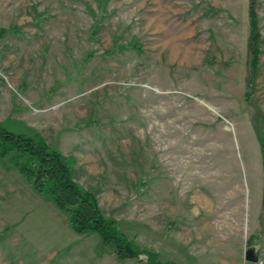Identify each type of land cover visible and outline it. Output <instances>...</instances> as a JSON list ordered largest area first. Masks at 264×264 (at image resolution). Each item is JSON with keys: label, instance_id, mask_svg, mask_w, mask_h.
<instances>
[{"label": "rangeland", "instance_id": "1", "mask_svg": "<svg viewBox=\"0 0 264 264\" xmlns=\"http://www.w3.org/2000/svg\"><path fill=\"white\" fill-rule=\"evenodd\" d=\"M0 0V122L58 149L130 239L264 264V0ZM0 159V264H149ZM248 250L253 259H247Z\"/></svg>", "mask_w": 264, "mask_h": 264}, {"label": "trees", "instance_id": "2", "mask_svg": "<svg viewBox=\"0 0 264 264\" xmlns=\"http://www.w3.org/2000/svg\"><path fill=\"white\" fill-rule=\"evenodd\" d=\"M255 0L250 4V48L253 67L259 53L258 15ZM14 153L11 164L30 182L38 194L50 199L69 216L71 228L79 233L95 232L104 244L113 245L120 259L147 256L149 264H175L161 262L157 253L141 247L122 232L118 222L106 217L92 191L83 188L73 179V171L67 157L58 149L36 135L9 129L0 122V159Z\"/></svg>", "mask_w": 264, "mask_h": 264}, {"label": "water", "instance_id": "3", "mask_svg": "<svg viewBox=\"0 0 264 264\" xmlns=\"http://www.w3.org/2000/svg\"><path fill=\"white\" fill-rule=\"evenodd\" d=\"M247 259L248 260H252L253 259V251L252 250H248Z\"/></svg>", "mask_w": 264, "mask_h": 264}]
</instances>
